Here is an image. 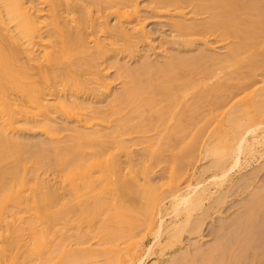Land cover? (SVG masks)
Returning a JSON list of instances; mask_svg holds the SVG:
<instances>
[{
    "label": "bare ground",
    "instance_id": "1",
    "mask_svg": "<svg viewBox=\"0 0 264 264\" xmlns=\"http://www.w3.org/2000/svg\"><path fill=\"white\" fill-rule=\"evenodd\" d=\"M157 1L158 9L169 12L173 8L179 13L183 3L188 2ZM243 1H239L242 2L240 6L237 0H204L202 7L211 13L210 20L202 24L188 23L189 19L184 16L174 21L172 28L183 35L216 28L223 30L227 36L236 35L248 40L254 33L249 28L241 27L238 10L240 7L251 9L256 5ZM106 3L117 14L113 25L101 20L102 16L91 17L89 20L84 18L88 8L78 11L72 6L71 0H0V264H184L183 255L179 256L178 253L186 254L188 251L191 254L198 241L187 246L181 238L182 234L188 229L194 233L199 232L204 219H194L193 216L196 212H199L197 216L204 215L208 210L206 203L213 201L217 193L216 200H220V194L226 192L227 184L231 186L235 183L232 173L227 171L229 166L242 169L250 165L252 159L264 156V149L260 148L264 145V126L254 127L257 122L264 120L263 93L257 96L253 94L244 106L235 108V112L232 110L234 116L233 113L227 115L225 124L206 138L200 133L201 128L194 134L193 141L180 150L177 159H181L184 166L183 159L199 151V158L210 157L212 164L223 170L208 182L199 181L192 188L195 174L185 179L183 176L189 171L181 165L178 168L176 163L172 166L166 190L150 175L152 170L150 172L147 165L143 164L144 172L140 174L129 152L130 146L119 137L134 130L142 131L144 126L139 123L137 126H132V123L129 125V119L110 125L113 122L110 117L117 114L116 108L123 102L133 104V109H138L144 105L153 106L159 96L162 98L160 101L169 100L171 104L178 105L179 100L188 93L186 89L190 84L188 82L187 87L183 85L185 82L176 83L180 78L175 70L188 59L174 54L168 60L165 54V62H153L147 53L141 67H129L128 63L135 57L133 51L143 47V43L153 42L146 30L145 18L141 15L140 2L107 0ZM257 7L264 9V4ZM79 12L83 13L82 16L78 15ZM262 21L256 22V26L261 27L259 32L264 35ZM120 42L126 44L129 58L122 64L117 61L115 65L119 71L122 70L118 72L120 76L132 79L128 78L125 92L115 94L113 79L109 80L102 59L106 54L115 52ZM245 45L229 49L230 54L219 57L218 62H233ZM155 55L159 59V55ZM213 62L216 61L213 59ZM36 74L42 81L35 79ZM89 76L93 77L91 81L88 80ZM45 81L53 84L46 86ZM92 83L96 85L91 86ZM80 92L90 96L79 97ZM198 98L199 101L204 97L198 95ZM146 108L143 110L148 111ZM157 113L158 122L166 125L167 112ZM59 114L63 116L62 125L57 124ZM69 118L74 122L73 126H69ZM21 124L32 125L45 135L47 141L42 139L43 142L34 145L36 154L31 155V158L45 165L50 164L55 156L57 165L67 171L63 180L58 179L59 175L58 178L50 174L44 177L38 170L28 178L26 159L23 156L34 146L23 141ZM176 126L177 130L182 125ZM249 131L251 137L248 138ZM199 136L202 137L200 142L196 139ZM70 141L78 144L79 156H83L81 159L78 156H66L68 147L62 150V144ZM154 143H148L146 150L150 148V153L156 154L160 147ZM119 153H123L127 160H122ZM106 154L108 156L104 158ZM72 161L73 167L69 169ZM95 173L99 175L96 177ZM182 177L186 181L190 178L188 182H191L181 187L184 180ZM79 180H82L84 194L88 196L86 199L94 200L92 207L85 208L87 217L93 219L99 213L105 215L106 211L114 210V218L127 223V209L119 205V201L126 198L136 212V221L142 222L149 230H158V243L165 245L156 251V246L148 248L143 241L135 240L138 235L130 234L126 242L130 241L131 244L125 247L124 252L119 244L114 246V240L109 243L106 240L96 241V249L91 247L95 242L91 244L90 239H78L72 243L65 235V227L58 230L61 236L59 241L55 245L51 244L50 226L55 215L60 213L58 208L54 212L55 207L66 206L67 182L75 194H79ZM97 180L102 185L100 188L95 185ZM108 184H113L115 189H109ZM95 190L99 192L95 193ZM167 199H171L168 206L165 205ZM177 202L183 205L182 209L177 208ZM124 237L120 234L118 239ZM102 257L105 262L100 261Z\"/></svg>",
    "mask_w": 264,
    "mask_h": 264
},
{
    "label": "rangeland",
    "instance_id": "2",
    "mask_svg": "<svg viewBox=\"0 0 264 264\" xmlns=\"http://www.w3.org/2000/svg\"><path fill=\"white\" fill-rule=\"evenodd\" d=\"M71 1L72 6L78 11H83V9L88 8V13L84 15V18L87 17L88 20L91 17L96 18L97 16H102L101 20L107 21L110 25L116 23L117 14L114 9L109 8L106 3L107 0ZM138 1L140 2V7L142 9L141 15L145 18L146 30L153 42L143 43V47L138 50L133 49L135 57L128 63V65H130L129 67H141L142 62L146 59L145 54L147 53L151 55L150 58L153 62L159 60L160 62H165L166 60L163 59L168 58L169 60L174 54V56H182L188 59V61L180 63V66H177L175 73L180 79L179 82L176 83L182 84L185 82L183 85L185 84L188 87V84H190L191 86L189 85L188 88L186 87L188 93L185 94L186 96L184 95L183 99L179 100L180 102L178 105L177 103L175 105L171 104L169 100L160 101L159 99L162 98L159 96L157 97L158 100H155L153 106L144 105L139 107V110L136 108L133 109L135 107H133V104L131 105L123 102L120 104L121 106L118 105V108H116L118 111L117 114L112 118L110 117L113 121L110 125H117L124 119V121L129 119V125L133 124L132 126H137L139 123L144 126V128L141 129L142 131L134 130V132H129L120 135L119 137L120 140L130 146L129 152L131 153L137 168H139L140 174L141 172H144L143 164L145 166L147 165V167L150 168L149 171L151 172L152 170L150 175L153 178H156L155 181L162 184L163 189L166 190V183L169 181L172 166L177 164V167L180 168L181 165L184 167V170L187 169L189 171L187 175L183 176L185 179H187L189 175L195 174V177L193 178L195 179L194 183L191 185L192 188H195L199 181L206 183L211 180L216 173L223 170L214 166L210 157L204 158L201 156V158H199V151H195L191 157H186L187 159L184 158V166L181 163L182 160L180 159V162V160L177 159L180 150L193 141L194 134H196L201 128L202 131L200 133L206 138L208 134H213L220 125L225 124L227 117L232 115L231 113H233L232 116H234L235 108L241 107L242 105L244 106L246 100H249L253 94L257 96L264 93V35L259 32L261 27L256 26V22L263 20L261 26L264 27V9L257 7L260 5L263 6L264 0H237L238 4H242V2L239 1H243L247 4L252 3L253 5H256L251 9L240 7L238 10V18L242 21H240V24L242 23L241 27L244 29L249 28L254 33L248 40H243L236 35L227 36L223 34V30L216 28L198 30L193 35H183L178 31H174V28H172L173 22L183 19L184 16L189 19L187 20L188 23L202 24L210 20L211 13L207 12L208 10L202 7L204 0H187L188 2L183 3V6L179 9V11L181 10L180 13L174 11L173 8L172 11L169 12L160 8L158 9L157 7L159 3L157 0ZM241 4L239 5L242 6ZM81 12L78 13L79 16H82L83 13ZM205 43H207L206 45L208 46H206ZM244 43L246 44L245 48L237 53L233 62L231 61L223 64L218 62L219 57H227V55L230 54L228 53L229 49L241 46ZM128 54L129 50L126 49V44L120 42L119 48L115 52L106 54L102 59L103 67L107 69L106 71L109 80L113 79L111 81L113 82V90L115 94H122L125 92L124 89L127 87L126 82L132 79V77H126L123 75V78V76H120L119 73L122 70L119 71L117 65H115L117 61L120 64L127 61L129 58L127 57ZM155 54L159 55V59L155 58ZM165 54L167 55V58H165ZM223 54L226 55L224 56ZM213 59L216 62H213ZM195 66L196 69H194ZM35 79L38 82L42 81V78L38 74L35 75ZM92 79V76L88 77L89 81ZM44 84L50 86L53 82L45 81ZM95 85V83H92L91 86ZM79 95V97H83L84 95L90 96L83 92H80ZM198 95L199 97L203 96L204 98L198 101ZM102 104H106V102H103ZM145 107H147L146 109H148V111L143 110ZM154 107L155 109H153V111L152 108ZM162 107H164V109H162ZM156 110L157 112H167L165 119H168L166 120L168 123H166V125H161L160 122H158L159 115H156L158 114ZM226 110L227 113L225 112ZM169 111H171V114L173 115H170ZM190 113H192V115ZM153 116L155 117L153 118ZM62 117L63 116L59 114V118L57 119L58 125H62ZM178 119L182 121L180 122ZM73 125L74 122L71 120L69 126ZM176 125L182 126H179L176 130ZM21 126L20 133L23 135L21 137L24 138L23 141L26 143L33 144L34 146L35 144L40 143V141H47L45 135L32 125L21 124ZM260 126H264V120L257 122L254 127L259 128ZM170 128L174 130L172 131ZM182 128L184 129L182 130ZM175 130L176 132L179 130L183 132L176 133L174 132ZM247 135L248 138L251 137L250 131ZM200 136L199 138H196L199 139V142L200 139H202ZM65 139L68 140V137H65ZM156 139L159 140V142L161 141V144H159ZM154 141L157 146L160 147H157V149L159 148L160 150L156 153L157 155L155 153L154 155L152 152L151 155L150 148L148 151L146 150V148H148V143L151 144L154 143ZM77 145L76 142L70 141L68 143H63L61 147H63L62 150L66 147L69 148V151L67 150L65 153L66 156H74L73 158H77L75 156H78L81 159L83 156L81 154V156H79ZM260 148L264 149V145ZM31 151L25 153L23 156V158L26 159V172L28 178L32 177L36 170H38V173H41L44 177L50 174L51 176L59 175V178L58 176L57 178H61V180L65 178L67 171L64 170V167L57 165L54 160L55 156L50 164L43 165V163H39L34 158H31V155L36 154L35 146ZM109 152L112 154L113 149ZM86 153L88 154V152ZM119 155L122 156V160H127V157L123 153H119ZM107 156L108 155L106 154L103 157L105 158ZM263 157L252 159L250 165L243 167L242 169H236L235 167L229 166L227 171L232 173L235 183H233V185L231 184V186H229L230 184H227V187L225 188L227 189L226 192L220 194L222 200H216L218 197L217 193L214 196L215 199L212 198L213 201L210 200L206 203L208 204L206 206L208 210L204 215L201 217L197 216L199 212H196V216H193L194 219H204V224L202 223L200 229L201 232L195 231L196 233H194V231L188 229V231L186 230V232L184 231L182 234L183 237L181 238L187 246L198 241L197 246L192 248L191 254L188 251L186 252L187 256L185 253H178L179 256L183 255L182 262H184V264H216L217 262V264H221V262L222 264H227L228 262H232L233 264H264ZM73 162L74 161L71 162L69 169L73 167ZM79 163L82 164L83 162ZM94 175L97 177L99 174L95 173ZM183 177L182 179H184ZM185 179L183 180L181 187L186 186L191 182H188L189 179L187 181ZM81 181L82 180H79V183H81ZM95 185L98 188L102 186L98 180L95 182ZM107 187L112 190L115 189L113 184H108ZM65 188L66 199L64 201L66 206L64 205V209L60 208V206L55 207L56 210L54 212L59 209L58 212L60 213L55 215L54 220L56 219V223H54L55 221L53 220V224L50 226L52 229L51 235L49 236L51 244L55 245L59 241L61 236H59L60 232H58V230L61 227H65V235L72 240V243H75L78 239H90L92 241L91 244L95 242L91 247L96 249L98 248L96 241L106 240L109 243L114 240V246L119 244L124 252L125 247L131 244L130 241L126 242L128 239L127 235L130 234L138 235L135 240L143 241L148 248L156 246V251H158V248L165 245L164 243H158V237L160 236L158 230H149L142 222L136 221V212L131 208V203H128L126 198L122 202L119 201V205L127 209V223H124L123 221L121 222L120 218H114V210L106 211L105 215L99 213L91 219L89 216V218L87 217V211L85 208L92 207L94 200L86 199L88 196L84 194L85 189H83L82 183L80 184L81 191L79 194H75V191L71 189L68 182ZM211 188L213 190L215 189V187ZM98 192V190H95V193ZM170 202L171 199L165 200V205H170ZM175 204H177V208H183L182 204H178V202ZM51 210L53 212V209ZM29 214L30 213L27 215ZM55 224L57 225L54 227ZM199 233L201 236H198ZM120 234H123L125 237L118 239ZM86 246H88V244ZM187 246L185 247L186 249ZM72 247L75 248V245ZM186 257L187 259H185ZM100 261L105 262L104 257L100 258Z\"/></svg>",
    "mask_w": 264,
    "mask_h": 264
}]
</instances>
